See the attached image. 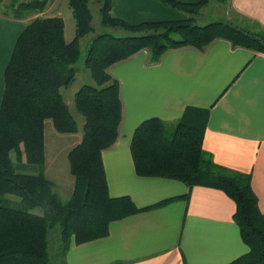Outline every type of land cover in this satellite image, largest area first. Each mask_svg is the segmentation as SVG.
Instances as JSON below:
<instances>
[{"label": "trees", "instance_id": "obj_1", "mask_svg": "<svg viewBox=\"0 0 264 264\" xmlns=\"http://www.w3.org/2000/svg\"><path fill=\"white\" fill-rule=\"evenodd\" d=\"M96 1L103 26L120 27L130 34L102 32L91 37L84 65L93 83L82 84L73 97L83 120L81 127L61 89L75 81L80 39L93 32L90 0H68L76 25L70 41L65 40L61 16L39 15L51 0H10L4 7V13L15 18L33 16L18 35L4 71L0 104V264H51L48 239L57 228L59 264H65L63 257L72 238L83 243L104 237L110 222L166 202L139 208L128 195H109L102 151L118 138L122 118L120 85L108 72L111 65L142 50L156 62L169 49H202L216 38L264 53L263 30L252 32L219 21L197 25L190 18L132 25L111 15V0ZM161 1L185 11H197L208 2ZM47 122L59 134L79 136L66 154L73 177L66 201L61 200L44 168ZM203 134L201 124L178 121L169 127L158 117L145 119L131 139L135 172L144 177L175 179L189 188L205 184L225 192L236 205L234 221L249 249L227 264H264V214L252 189L251 174L214 163L202 148ZM14 160L40 170L20 172ZM6 195L18 197L26 208L13 206L4 199ZM35 207L42 212H30Z\"/></svg>", "mask_w": 264, "mask_h": 264}, {"label": "crops", "instance_id": "obj_2", "mask_svg": "<svg viewBox=\"0 0 264 264\" xmlns=\"http://www.w3.org/2000/svg\"><path fill=\"white\" fill-rule=\"evenodd\" d=\"M111 2V15L132 25L188 17L161 0ZM209 12V23L264 31V0H228L218 16L216 8ZM39 15L61 16L57 0ZM27 22L0 10V104L4 71ZM108 72L119 82L122 103L118 138L102 151L109 195H128L139 208L166 202L110 222L104 237L83 243L72 238L65 264H227L248 252L234 221L236 205L225 192L139 176L130 146L135 128L151 117L169 127L178 121L203 125V150L217 165L251 174L264 214V53L216 38L202 49H169L156 62L142 50ZM78 141L76 135L68 148Z\"/></svg>", "mask_w": 264, "mask_h": 264}, {"label": "rangeland", "instance_id": "obj_3", "mask_svg": "<svg viewBox=\"0 0 264 264\" xmlns=\"http://www.w3.org/2000/svg\"><path fill=\"white\" fill-rule=\"evenodd\" d=\"M57 3L61 8V16L63 17L65 23V33H64L65 40L70 41L75 36V29H76L75 19L73 17L71 9L69 8L68 0H57ZM224 3H220L216 0H211V1L208 0V2L203 7L197 9V11H185V10L183 11H185V13L188 15L187 18L192 19L194 24L204 25L209 23L207 22L209 20L208 15H210L209 10L213 11L214 8H216L218 12L220 9H222V7H224ZM6 5H10V0H1L0 10L4 11L5 10L4 7ZM89 8L92 14L91 26L93 28V32L85 35L80 39V58L76 64L78 69L75 76V81L69 87L61 89L64 99L68 103L69 109L72 115L74 116V118L77 120V123L80 127L82 125L83 120L81 115H79V113L76 111L74 107L73 97H74V93L78 90V88L82 84L93 83V80L90 75V71L84 65V60L88 51V46L91 37L97 33H102V32H111L118 36L130 34L128 32H125L120 27L113 28V27L103 26L100 21V14L98 9L99 5L96 0H90ZM206 9L208 12H204V10ZM9 13L11 12L9 11ZM219 14L220 13L218 12L216 16H218ZM31 17H28V20ZM49 123L50 122H47L45 125L46 162L44 168L47 176L53 181L55 190L59 194L61 200L66 201L70 196L71 193L70 187L73 181V177L69 173L68 162L66 158L67 151L69 150L67 146L69 143L67 142L71 143V141L74 139V136L57 133ZM14 164L17 170L20 172L37 173L40 170L38 169L40 168L38 166H22L21 162H17L16 160H14ZM4 199L12 202V205L15 207L26 208L23 206V204L20 203L19 198L14 195H6ZM29 210L30 212L33 213L42 212V210L39 207H35ZM48 240H49V253L51 257V264H59L61 259V253H60L61 249H60L58 228L50 232Z\"/></svg>", "mask_w": 264, "mask_h": 264}]
</instances>
